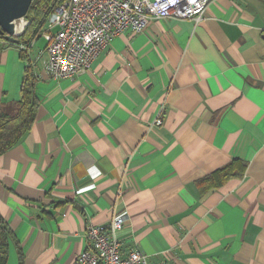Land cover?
<instances>
[{"label": "crops", "instance_id": "crops-1", "mask_svg": "<svg viewBox=\"0 0 264 264\" xmlns=\"http://www.w3.org/2000/svg\"><path fill=\"white\" fill-rule=\"evenodd\" d=\"M37 38L0 47L8 114L25 66L37 79L35 121L0 155V215L23 264H74L87 226L120 212L122 251L149 264H264V0L151 17L70 78L46 73ZM230 163L243 174L201 182Z\"/></svg>", "mask_w": 264, "mask_h": 264}, {"label": "built area", "instance_id": "built-area-1", "mask_svg": "<svg viewBox=\"0 0 264 264\" xmlns=\"http://www.w3.org/2000/svg\"><path fill=\"white\" fill-rule=\"evenodd\" d=\"M210 1L59 0L40 30L46 41L44 70L54 79L70 78L87 70L112 39L125 30L140 32L151 17L199 20ZM25 16L14 23L18 34L29 23ZM0 43L8 42L0 39ZM17 46L25 48L23 43ZM155 124H162L161 118ZM127 221V214L120 212L105 224H89L85 233L87 244L74 264H149L138 248L122 251L119 233Z\"/></svg>", "mask_w": 264, "mask_h": 264}, {"label": "trees", "instance_id": "trees-1", "mask_svg": "<svg viewBox=\"0 0 264 264\" xmlns=\"http://www.w3.org/2000/svg\"><path fill=\"white\" fill-rule=\"evenodd\" d=\"M58 2L59 0H32L26 13L29 23L24 31L18 35L20 43L27 45L39 36V31L48 13L53 10ZM0 39H2L1 35ZM4 45L12 44L0 43V47ZM21 57H24L23 51L21 52ZM36 82L37 79L33 69L29 65L25 66L19 89L20 98L14 102L15 113L8 114L0 102V155L19 143L35 121V112L38 105V97L35 93ZM244 169V163H240L238 167H235L234 163H230L206 176L201 182L207 184L206 188L219 187L231 177L236 175L241 176ZM11 243L15 245L18 264H23V254L18 240L7 221L0 215V264H7Z\"/></svg>", "mask_w": 264, "mask_h": 264}, {"label": "water", "instance_id": "water-1", "mask_svg": "<svg viewBox=\"0 0 264 264\" xmlns=\"http://www.w3.org/2000/svg\"><path fill=\"white\" fill-rule=\"evenodd\" d=\"M32 0H0V35L8 43L19 45L15 21L24 17Z\"/></svg>", "mask_w": 264, "mask_h": 264}, {"label": "rangeland", "instance_id": "rangeland-1", "mask_svg": "<svg viewBox=\"0 0 264 264\" xmlns=\"http://www.w3.org/2000/svg\"><path fill=\"white\" fill-rule=\"evenodd\" d=\"M25 19H26V20H29V18L26 17V16H25ZM35 41H37L38 43H40V45L42 46V45H43V42H44L45 40H44L42 37H38ZM45 44H46V41H45ZM34 48L37 49L38 46H37V47L35 46ZM43 48H44V47H43ZM43 48H42V49H43Z\"/></svg>", "mask_w": 264, "mask_h": 264}]
</instances>
